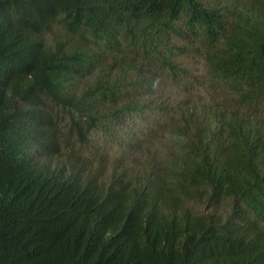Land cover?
I'll return each mask as SVG.
<instances>
[{
	"label": "trees",
	"instance_id": "trees-1",
	"mask_svg": "<svg viewBox=\"0 0 264 264\" xmlns=\"http://www.w3.org/2000/svg\"><path fill=\"white\" fill-rule=\"evenodd\" d=\"M0 264H264V0H0Z\"/></svg>",
	"mask_w": 264,
	"mask_h": 264
},
{
	"label": "rangeland",
	"instance_id": "rangeland-1",
	"mask_svg": "<svg viewBox=\"0 0 264 264\" xmlns=\"http://www.w3.org/2000/svg\"><path fill=\"white\" fill-rule=\"evenodd\" d=\"M44 39L47 44H52L54 40H62L66 43V45L70 46L77 42L78 38L77 35L68 32L60 22V20H56L51 27L44 32ZM186 64L188 66V79L193 77L200 78L203 73V63L202 58L196 54L191 53L188 56L185 57ZM200 84L196 85L191 89L190 91H186L184 89L174 88L172 84L169 82H164L161 87L164 89L163 93H161V99H164V101H167L172 106H176V103H181L185 100V96H195L198 97L200 100H206L208 97V93L204 91V88L202 86H199ZM190 92V93H188ZM116 148V146L114 147ZM103 161L105 162V169L108 171L111 169L112 166L117 165V162H119L120 158L117 155L118 153L114 152V149H110L108 151L103 152ZM140 161H136L134 163V169H138L140 166Z\"/></svg>",
	"mask_w": 264,
	"mask_h": 264
}]
</instances>
